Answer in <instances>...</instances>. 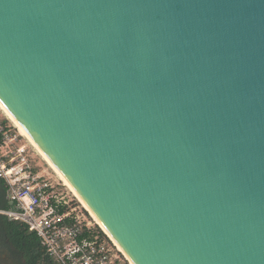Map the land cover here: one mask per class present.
I'll return each instance as SVG.
<instances>
[{"label": "water", "instance_id": "water-1", "mask_svg": "<svg viewBox=\"0 0 264 264\" xmlns=\"http://www.w3.org/2000/svg\"><path fill=\"white\" fill-rule=\"evenodd\" d=\"M0 101L134 264H264V0H0Z\"/></svg>", "mask_w": 264, "mask_h": 264}, {"label": "built area", "instance_id": "built-area-1", "mask_svg": "<svg viewBox=\"0 0 264 264\" xmlns=\"http://www.w3.org/2000/svg\"><path fill=\"white\" fill-rule=\"evenodd\" d=\"M0 179L11 204L0 213L36 233L53 264H123L117 245L69 207L1 114Z\"/></svg>", "mask_w": 264, "mask_h": 264}, {"label": "trees", "instance_id": "trees-1", "mask_svg": "<svg viewBox=\"0 0 264 264\" xmlns=\"http://www.w3.org/2000/svg\"><path fill=\"white\" fill-rule=\"evenodd\" d=\"M6 192L5 183L0 179V210L11 208ZM2 253H6L7 258L0 260V264H7L11 259L13 264H53L36 233L29 231L25 224L10 220L0 213V254Z\"/></svg>", "mask_w": 264, "mask_h": 264}, {"label": "rangeland", "instance_id": "rangeland-1", "mask_svg": "<svg viewBox=\"0 0 264 264\" xmlns=\"http://www.w3.org/2000/svg\"><path fill=\"white\" fill-rule=\"evenodd\" d=\"M1 110V109H0ZM1 118H4L6 123L9 124L16 132H18L17 128L13 125V123L4 115L3 111H0ZM21 141L25 142L30 146L31 153L33 156H35V160L38 164H40V169L43 171L44 174H47V176L51 177L52 182L56 184L57 186V191L60 196H62L69 204V207H71L75 213L80 214L81 218H83L85 221H90L98 230L103 232L105 236L110 238L104 230L100 227V225L95 221L93 216L89 213L87 209L83 207V205L80 203V201L77 199L76 196L73 195V193L68 189V187L63 183V181L58 177V175L48 166V164L42 159V157L37 153L36 149L28 142V140L21 135L18 132ZM111 239V238H110ZM115 244V243H114ZM121 257L123 258L122 263L123 264H131L129 260L122 255L121 252ZM7 258L6 253L0 254V260H4ZM13 260L11 259L10 261H7V264H13Z\"/></svg>", "mask_w": 264, "mask_h": 264}, {"label": "bare ground", "instance_id": "bare-ground-1", "mask_svg": "<svg viewBox=\"0 0 264 264\" xmlns=\"http://www.w3.org/2000/svg\"><path fill=\"white\" fill-rule=\"evenodd\" d=\"M0 109L3 111L4 115L13 123V125L17 128L18 132L23 135L28 142L36 149L37 153L42 157V159L48 164V166L58 175V177L63 181V183L68 187V189L73 193L74 196L80 201L85 209L89 211V213L93 216L95 221L100 225V227L104 230V232L111 238V240L117 245V248L122 254L129 260L131 264H134L128 255L124 252L122 247L118 244V242L113 238V236L108 232L105 226L100 222V220L95 216V214L91 211V209L87 206V204L82 200V198L77 194V192L72 188V186L68 183V181L63 177V175L58 171V169L53 165V163L49 160V158L44 154V152L39 148V146L34 142V140L30 137V135L25 131V129L20 125V123L15 119V117L10 113V111L3 105L0 101Z\"/></svg>", "mask_w": 264, "mask_h": 264}]
</instances>
